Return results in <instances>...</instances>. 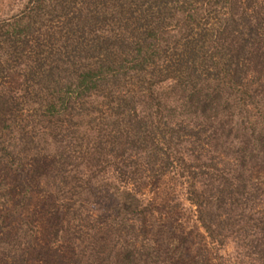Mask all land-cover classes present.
<instances>
[{"label": "trees", "instance_id": "1", "mask_svg": "<svg viewBox=\"0 0 264 264\" xmlns=\"http://www.w3.org/2000/svg\"><path fill=\"white\" fill-rule=\"evenodd\" d=\"M0 48L21 65L0 88V206L11 173L21 217L26 168L49 158L63 260L178 264L148 244L142 193L170 177L206 240L182 264H264V0H28ZM99 190L116 206L97 221ZM31 228L0 243L28 245Z\"/></svg>", "mask_w": 264, "mask_h": 264}, {"label": "rangeland", "instance_id": "2", "mask_svg": "<svg viewBox=\"0 0 264 264\" xmlns=\"http://www.w3.org/2000/svg\"><path fill=\"white\" fill-rule=\"evenodd\" d=\"M27 2L28 0H0V24L9 23L12 17L20 16ZM55 27L54 22L46 24V28ZM31 45L33 43L28 41L24 57L31 56ZM5 59L4 48H0V66L5 68V72L0 76V88L16 90L21 65L17 62H6ZM53 153L49 155L54 156ZM48 162L49 158L40 161L34 172L31 170L33 168H26L25 179L31 191V199L21 217L20 211L13 212V207L20 200L23 184L20 178L11 173L4 176L9 198L0 206V242L13 240L21 219L26 220L35 232L30 244L20 248L5 247L1 242L0 264H69L68 261L74 259L71 257L68 261L66 258L63 260L61 255V251L74 253L71 242L62 248L55 243V231L64 224L65 217L60 203L47 190H42L38 179V173L45 166L40 167ZM1 176L3 175L0 174V179ZM95 185L98 187L101 183L96 182ZM142 191L145 200L151 205L146 218L148 244L159 250L163 258L182 264L206 242L203 232L194 221L193 208L186 201L183 188L175 180L166 177L155 184L146 185ZM90 202L87 208L92 212L91 219L97 221L116 206L114 199L100 190L93 193Z\"/></svg>", "mask_w": 264, "mask_h": 264}]
</instances>
